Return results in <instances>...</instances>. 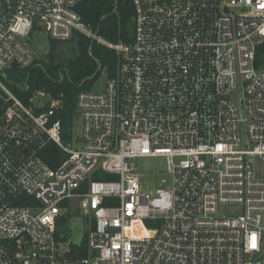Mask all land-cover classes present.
Returning a JSON list of instances; mask_svg holds the SVG:
<instances>
[{"label":"built area","instance_id":"1","mask_svg":"<svg viewBox=\"0 0 264 264\" xmlns=\"http://www.w3.org/2000/svg\"><path fill=\"white\" fill-rule=\"evenodd\" d=\"M81 1L0 0V264H264V0H133L132 43L108 44L116 71L77 94L63 137L58 103L25 105L7 71L36 64L35 30L97 38ZM141 157L171 183L145 191ZM72 200L86 256L56 236Z\"/></svg>","mask_w":264,"mask_h":264},{"label":"trees","instance_id":"2","mask_svg":"<svg viewBox=\"0 0 264 264\" xmlns=\"http://www.w3.org/2000/svg\"><path fill=\"white\" fill-rule=\"evenodd\" d=\"M76 12L81 21L88 25L99 39L77 31L73 38L66 42L70 45L66 55L59 54L53 48V45L58 42L51 40L52 48L37 59L33 67L22 71L10 68L7 71L9 80L12 79L13 73H18L21 78L11 81L27 86V88L20 89L10 85L25 105L32 106V99L38 93H44L58 103L56 117L61 120L63 137L68 135L76 122L77 94L82 90L91 89L102 69H106L108 77H112L116 71L118 53L108 44L122 42L129 45L134 38L133 0H82L77 5ZM256 58L257 61L264 58V43L257 48ZM38 155L52 168L64 158L61 150L50 143L41 148ZM93 177L96 179L111 178L99 174ZM65 218L66 216L58 221V227L65 221ZM56 236L57 239L62 240L58 228ZM86 237L87 232L80 245H74L80 256L87 254Z\"/></svg>","mask_w":264,"mask_h":264},{"label":"rangeland","instance_id":"3","mask_svg":"<svg viewBox=\"0 0 264 264\" xmlns=\"http://www.w3.org/2000/svg\"><path fill=\"white\" fill-rule=\"evenodd\" d=\"M50 41L48 36L41 30L33 31L28 37L29 45L38 58L44 56L52 48ZM69 47V43L64 42H58L56 45H53V48L62 55L67 54ZM11 78L12 81H16L15 78H21V75L13 73ZM106 79L107 72L104 68L92 86V89L101 90L106 83ZM21 82L25 83L24 80H21ZM73 131L75 134L79 133V120L75 122ZM135 164L141 177V186L145 191L153 194L162 185L171 183V176L166 172L165 159L163 157H141L135 160ZM76 204V200L71 201L65 221L60 223L58 227L59 236L62 242L65 243V246L61 247L63 251L68 249L70 245H80L84 234L89 229L87 219L81 214ZM226 211L227 209L223 207L219 209L221 214L226 213Z\"/></svg>","mask_w":264,"mask_h":264},{"label":"water","instance_id":"4","mask_svg":"<svg viewBox=\"0 0 264 264\" xmlns=\"http://www.w3.org/2000/svg\"><path fill=\"white\" fill-rule=\"evenodd\" d=\"M50 98L46 97L43 98V94L42 93H38L33 99H32V103H38L37 105V109H42L45 106H47L50 103Z\"/></svg>","mask_w":264,"mask_h":264}]
</instances>
